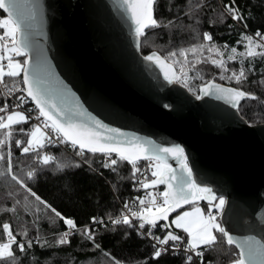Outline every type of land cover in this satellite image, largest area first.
<instances>
[{"label":"snow or ice","instance_id":"6c2138e0","mask_svg":"<svg viewBox=\"0 0 264 264\" xmlns=\"http://www.w3.org/2000/svg\"><path fill=\"white\" fill-rule=\"evenodd\" d=\"M23 7L25 5L21 0H0V10L6 13L0 18V30H3V34L0 35V81L5 77L12 81L10 85H5V103L0 107V130H4L3 137L0 138V180L11 181L17 185L25 194V205L31 198L37 205V213L40 211L39 206H43L49 222L56 224L60 221L66 230L51 233L49 241L40 235L41 229L38 226L35 228L34 237H29L27 230L22 229L19 234L23 239L18 241L10 223L4 222L2 229L6 239L0 242V257L16 261L12 250L14 244L21 252H24L26 247L31 249L33 243L41 247L54 245L71 247L72 239L77 236L85 245H90L100 252L105 251L97 242V232L93 227L105 225L104 217L92 215L89 216L87 225L78 224L75 218L63 215L57 207L30 186L38 176L39 170L35 162L43 161L46 165L56 159L49 154L41 156L37 149L43 150L46 145L70 144L75 156L79 157L80 164L88 167L95 161L87 157L86 152L99 153L103 157L101 167L112 172H115L121 163L130 165L131 178L137 180V174L141 177L134 188L138 186L147 190L158 185L166 186L162 192L156 194L146 192L145 197H136L138 209H131L125 203L123 207L126 214H118L116 219L109 216L107 220V223L113 226L119 225L125 230L135 232L141 239H149L153 248L150 253L151 259H159L171 252L177 256L182 255L180 264H206L203 260L204 250L217 246L223 249L226 241L227 246H234L226 249L228 264H264V236L237 237L230 234L225 226L226 221L221 219L225 210V195L223 193L217 195V191L212 187L202 186L197 182L193 177L192 168L189 167L184 147L178 143L166 147L164 143H157L150 137H142L135 132L123 131L121 127H113L112 124L105 123L103 119L93 115L84 106L80 97L56 72L46 50L38 47L32 39V22L35 20L37 6H30L32 9L30 15L22 11ZM116 7L123 9L130 21L129 29L136 48L139 49L143 43L144 47L152 49L147 54H142V60L149 69L158 66L167 83L182 84L196 99L212 96L225 101L234 110L236 118L240 119L238 105L242 98L253 97V93L240 87L225 86L214 79H207L198 88H193L183 65L179 73L174 71L173 65L180 63L176 59L177 55L184 57L186 63L187 53L190 52L198 63L200 58L197 54L207 52L209 54L207 60L219 69V79L234 80L239 85L254 71L251 63L245 68L243 58L247 57L250 61L258 56L264 58V32L257 29L251 34L239 33L235 44L242 45L243 50L238 51L236 46L229 48L226 42L222 46H217L208 31H200V13L205 5L199 2L195 7L191 0H186L184 7L177 5V12L183 13V19L188 21L187 24L181 22L179 15L168 19L166 24L163 19L158 20L154 16L153 0H116ZM227 19L234 22L243 21L244 27H247L244 14L234 0L232 4L222 6L221 24H226ZM177 25L180 29L198 34L196 38L207 41V44L193 43L188 48H179L177 52L156 43V37L151 30L162 27L174 28ZM222 48L229 49L226 56ZM238 58L239 68L228 67L229 61H237ZM199 78L203 80L202 76ZM7 97H12L11 104L7 103ZM89 101L103 104L107 108L113 107L103 97L95 94L89 97ZM30 103L31 107H23ZM163 106L173 107L167 103ZM30 120L34 121L31 124L30 137L24 141L15 139L14 143L22 154L33 157V162L17 163L14 171L11 150L12 126ZM19 131L23 133L24 128L21 127ZM169 157L177 162V168H173L168 162ZM140 162H143V167L139 166ZM70 165L71 161L61 157L57 167L64 169ZM149 171L151 176L147 177L146 173ZM220 187L230 185L225 180L223 184L218 185V189ZM8 196L12 204L6 208L0 207V212L15 213L20 201L15 199L13 193H8ZM261 198L264 199V194ZM199 201H206L205 208L197 206ZM183 205H188L189 210H183ZM177 209L181 211L170 220L169 214ZM38 219L39 217L37 221ZM37 221L33 223L37 224ZM176 230H181L183 234L177 233ZM157 232L161 234L157 235ZM107 255L109 264H121L115 256L110 253ZM16 264L19 262L16 261Z\"/></svg>","mask_w":264,"mask_h":264},{"label":"water","instance_id":"95a60500","mask_svg":"<svg viewBox=\"0 0 264 264\" xmlns=\"http://www.w3.org/2000/svg\"><path fill=\"white\" fill-rule=\"evenodd\" d=\"M21 3L26 15L37 6L32 39L93 115L166 147L180 144L197 182L225 195L221 219L230 234L264 236V122H251L241 112L238 120L225 101L196 99L182 84L167 83L158 66L149 69L116 0ZM93 94L113 107L90 103ZM168 162L178 167L172 157ZM225 180L230 187L218 189ZM180 210L170 213V220Z\"/></svg>","mask_w":264,"mask_h":264},{"label":"trees","instance_id":"16d2710c","mask_svg":"<svg viewBox=\"0 0 264 264\" xmlns=\"http://www.w3.org/2000/svg\"><path fill=\"white\" fill-rule=\"evenodd\" d=\"M197 2L205 5L200 13V31H208L217 46H222L226 42L229 48L236 46L238 51H242L243 46L235 44V41L239 38V33L251 34L257 29L264 32V0H234L244 14L247 21L246 28L243 21L234 22L227 19V23L223 25L220 22L222 6L232 4L233 0H191L193 7L197 5ZM185 3L186 0H156L155 17L158 20L163 19L166 24L168 19L179 15L181 22L187 24L188 21L183 19V13L177 12V5L184 7ZM4 15L6 13L0 10V18ZM151 31L156 37V43L165 45L169 50H176L177 52L179 48H188L193 43L203 42L207 44V41L196 38L198 34L180 29L178 25L174 28L162 27ZM141 41H143V37H141ZM151 50V48L144 47L143 43L141 44L143 54H147ZM228 50L222 48L225 56ZM197 55L200 58L198 63L190 52L187 53L186 63L184 57L177 55L176 59L180 61V63L174 64L177 73L183 65L190 78L189 83L193 88H198L207 79H214L253 93L254 98L242 99L239 105L240 112L252 122H264V82H262L264 81V58L258 56L251 59V61L247 57L243 58L245 68L251 63L254 71L248 74L246 81L238 85L234 80L221 81L219 79V69L207 60L209 55L207 52L198 53ZM239 66V58L237 61L228 62L230 68H239ZM201 76L203 80L199 78ZM7 79L9 78L5 77L3 80ZM4 103L5 94L0 86V107ZM7 103H10L8 97ZM21 127L24 128L23 133L19 131ZM30 128L31 123L29 121L12 126L13 143L11 144V150L14 171L17 163L28 164L33 162V157L22 154L14 143L15 139L24 141L29 138ZM3 131L0 130V138L3 137ZM47 149L50 150V155H53L56 159L49 161L46 165L43 161L35 162V166L39 170L38 176L30 186H33V189L39 195L57 207L63 215L75 218L78 224L87 225L88 218L92 215L104 217L105 225L93 227L97 232V242L105 251L100 252L90 245H85L79 236L72 239L71 247L59 245L41 247L33 243L31 249L26 247L25 251L21 252L14 244L12 250L19 264H109L108 253L119 259L121 264H145V261H147V264H180L182 255L177 256L171 252L159 259H151L150 253L153 248L149 239H141L135 232L125 230L119 225L113 226L107 223L109 216L116 219L117 215L121 214L122 203L134 194L130 165L121 163L116 171L112 172L101 167L103 157L99 153L90 154L86 152V156L95 161L91 167H88L80 164L78 158L60 146L46 145L43 150L37 149V151L43 156ZM61 157L64 160L71 161L70 167L64 169L57 167ZM160 187L165 188L164 185H160ZM8 193H13L20 204L16 206L15 213L0 212V242L6 239L2 229L4 222L10 223L12 230L17 234L18 241L23 239L22 235L19 234L22 229L27 230L29 237H34L36 235L35 228L38 226L41 229L40 235L49 241L51 240V233L66 230L60 221H57L56 224L49 222L44 214L43 206H39L40 211L37 213V205L34 201H31V198L25 205V194L11 181L0 180V207L11 206L12 200L9 198ZM200 202L206 203V201ZM37 217H39L38 221ZM34 221H37V224H34ZM158 223L164 222L159 221ZM176 231L183 234L181 230ZM160 234V232H157V235ZM228 247L234 248V246H227L226 241H224L223 249L219 246L210 250L205 249L203 260L211 264H228L226 252ZM16 261L0 257V264H16Z\"/></svg>","mask_w":264,"mask_h":264},{"label":"built area","instance_id":"2783aa9c","mask_svg":"<svg viewBox=\"0 0 264 264\" xmlns=\"http://www.w3.org/2000/svg\"><path fill=\"white\" fill-rule=\"evenodd\" d=\"M2 34H3V33H2ZM11 83H12V81H11L10 79L0 81V86H1V88H2V90H3V92H4V94H5V91H6V89H5V85H10ZM8 98H9V100H10V103H9V104H11L12 97H8ZM31 106H32V105H31V103H30V104L25 105V106H23V107H31ZM10 110H13V109L10 108ZM25 114L27 115L28 113L26 112ZM29 122L32 124L34 121H31V120H30ZM60 147H63L64 149H66L67 151H69V153H71L73 156H75V153H74V151L71 149V145H70V144H62V145H60ZM45 154H49V155H50V150L47 149V150L45 151L44 155H45ZM75 157H76V156H75ZM76 158L79 159V157H76ZM139 166L143 167V162H140V165H139ZM146 176H147V177H150V176H151V172H150V171L147 172V173H146ZM140 178H141L140 175L137 174V180H139ZM137 180H133V179H132V185H133V189H134V194H132V196H131L129 199H127L126 202H123V203H122V212H121L120 215L126 214V213L124 212V207H123L125 203L128 204L129 208L135 210V209H138V201L135 200L136 197H145V196H146V192H151V193H153V194H156L157 192H162V191L164 190V188L160 187V185L155 186V187L150 188V189H147V190L141 189V188H139L138 186L134 188V186L137 184ZM134 201H135V203H134ZM133 219H134V218H133ZM156 234H157V233H156ZM204 255H205V251H204ZM203 257H204V256H203ZM206 264H211V263L208 262V263H206Z\"/></svg>","mask_w":264,"mask_h":264},{"label":"rangeland","instance_id":"374dc122","mask_svg":"<svg viewBox=\"0 0 264 264\" xmlns=\"http://www.w3.org/2000/svg\"><path fill=\"white\" fill-rule=\"evenodd\" d=\"M2 18V17H1ZM2 33H3V30H1L0 31V35H2ZM256 50H258V49H256ZM4 115H7V113H5ZM252 122V121H251ZM29 137H30V135H29ZM205 205H206V203L204 204V203H201V202H197V206H200L201 208H205ZM183 210H189V206H187V207H185V208H183ZM181 211V210H180ZM179 211V212H180ZM207 211V210H206ZM213 211H216L215 209H213ZM179 212H177V213H175L173 216H172V218H174V216L176 215V214H178ZM205 214H206V212H205ZM171 218V219H172ZM174 227V226H173Z\"/></svg>","mask_w":264,"mask_h":264}]
</instances>
